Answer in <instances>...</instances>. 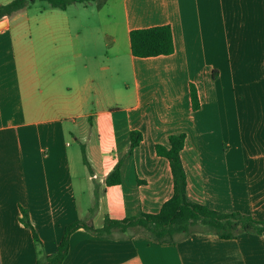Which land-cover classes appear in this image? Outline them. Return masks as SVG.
I'll list each match as a JSON object with an SVG mask.
<instances>
[{
    "label": "crops",
    "instance_id": "obj_1",
    "mask_svg": "<svg viewBox=\"0 0 264 264\" xmlns=\"http://www.w3.org/2000/svg\"><path fill=\"white\" fill-rule=\"evenodd\" d=\"M75 1L0 20V264L53 255L77 221L158 213L173 183L154 147L174 134L191 202L264 220V0ZM160 25L172 54L133 57L130 31ZM117 161L121 184L106 187ZM61 264H264V234L193 228L170 245L79 228Z\"/></svg>",
    "mask_w": 264,
    "mask_h": 264
},
{
    "label": "trees",
    "instance_id": "obj_2",
    "mask_svg": "<svg viewBox=\"0 0 264 264\" xmlns=\"http://www.w3.org/2000/svg\"><path fill=\"white\" fill-rule=\"evenodd\" d=\"M35 1L44 3L51 9L64 11L71 3L84 2L75 0H11L8 4L0 5V20L16 16L18 13L29 8ZM92 1V0H87ZM130 53L133 57L150 58L160 55H170L174 50L171 30L168 25H160L147 29H135L129 33ZM197 91L190 86V102L193 111L199 108ZM129 137V150L138 145L142 140L141 133L131 131ZM185 143V134H174L168 137V147L157 144L154 147L158 156L165 157L169 163L172 177L173 190L171 197L162 204L158 213L141 214L127 217L121 220L103 218V225L94 229L90 221H77L67 225L64 234L58 243L56 252L51 256L39 258L35 264H61L68 252V237L79 228H85L94 234L107 236L114 232L125 233L129 230H139L147 234L151 239L165 244H174L177 237L187 236L193 228L203 232H210L220 239H235L243 233L264 234V220L257 221L249 215L240 213H220L210 208L191 202L186 194V176L180 158V151ZM82 160L87 164L85 153L82 150ZM120 162L113 165L105 179L106 187L119 186L121 176ZM21 211L20 221L24 227L32 231V237L37 239L36 232L32 227L27 212ZM91 210L90 212H92Z\"/></svg>",
    "mask_w": 264,
    "mask_h": 264
},
{
    "label": "rangeland",
    "instance_id": "obj_3",
    "mask_svg": "<svg viewBox=\"0 0 264 264\" xmlns=\"http://www.w3.org/2000/svg\"><path fill=\"white\" fill-rule=\"evenodd\" d=\"M41 4H43V3L38 2V1H35V2H34V7H37V5H41ZM79 154H80V153H79ZM80 157H81V155H80ZM104 160L107 161V162H110V161H112V158H111V156H109V154L106 153V154L104 155ZM82 161H83V160H82ZM81 164H82V163H81V161H80V159H79V164H78V163L75 164L74 167L77 168V166H79V167L81 168Z\"/></svg>",
    "mask_w": 264,
    "mask_h": 264
},
{
    "label": "built area",
    "instance_id": "obj_4",
    "mask_svg": "<svg viewBox=\"0 0 264 264\" xmlns=\"http://www.w3.org/2000/svg\"><path fill=\"white\" fill-rule=\"evenodd\" d=\"M88 178L92 181H98L100 184L103 183L101 178H98L97 175L94 173H90Z\"/></svg>",
    "mask_w": 264,
    "mask_h": 264
}]
</instances>
